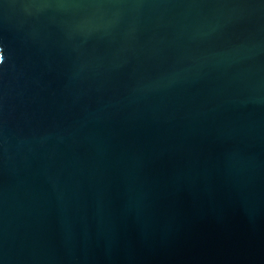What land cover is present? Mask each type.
I'll return each mask as SVG.
<instances>
[{
	"label": "water",
	"instance_id": "water-1",
	"mask_svg": "<svg viewBox=\"0 0 264 264\" xmlns=\"http://www.w3.org/2000/svg\"><path fill=\"white\" fill-rule=\"evenodd\" d=\"M0 264H264V0H0Z\"/></svg>",
	"mask_w": 264,
	"mask_h": 264
}]
</instances>
